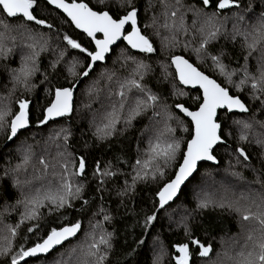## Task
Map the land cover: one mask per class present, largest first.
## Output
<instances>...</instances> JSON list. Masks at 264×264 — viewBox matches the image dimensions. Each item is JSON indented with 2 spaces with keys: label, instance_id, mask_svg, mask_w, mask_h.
I'll return each instance as SVG.
<instances>
[{
  "label": "snow or ice",
  "instance_id": "1",
  "mask_svg": "<svg viewBox=\"0 0 264 264\" xmlns=\"http://www.w3.org/2000/svg\"><path fill=\"white\" fill-rule=\"evenodd\" d=\"M0 90V264H264V0H0Z\"/></svg>",
  "mask_w": 264,
  "mask_h": 264
},
{
  "label": "trees",
  "instance_id": "2",
  "mask_svg": "<svg viewBox=\"0 0 264 264\" xmlns=\"http://www.w3.org/2000/svg\"><path fill=\"white\" fill-rule=\"evenodd\" d=\"M70 34H72L73 36H79L78 32H76V31H72ZM81 38L83 39V42L85 44H87V38H84V37H81ZM158 43H159V40L157 39V44ZM13 66H15V62H13ZM61 82H63V81H61ZM0 96H2V90H0ZM31 99H33L34 104L36 102H39L41 105L46 103L45 94L43 91V86H41L39 89H37L35 95L33 97H31ZM93 107L95 108L96 105H94ZM86 123L87 122L85 121L84 125H83L85 128H86ZM74 131H76L75 128H74ZM44 136H47V131L44 133ZM76 136H77V138L79 137L78 131H76ZM37 140H40L39 136L37 137ZM39 150L40 149L38 148L37 151H39ZM12 151H14V148H10L3 141V139L0 138V158L7 159L8 158L7 154L12 152ZM52 151L54 153L55 149H52ZM110 158H111V153H107L103 159H101L99 153L95 154L93 157H90L88 159L89 171L94 166V161L96 159H100V162L103 165L104 159H110ZM3 159H0V165L3 164ZM213 175L215 176V178L217 180L221 179L220 175H217L216 173H213ZM112 200H113V206H114V201H115L114 196H113ZM190 200H191V197L188 196L187 200L184 202H190ZM192 206L193 205L191 203H189V207H192ZM13 216H15V214H13ZM205 217L211 218V220H212V223L210 226L207 224L205 226L208 228V231L211 234V236L216 237V239L212 240L214 252L216 250L220 249V244L218 243V241H219L221 236H224V239H228L229 236H233V234H236L235 238L237 237V239L239 241L241 240V242H243L244 233L240 232V230L237 226V221H236L235 215L221 214L219 212H207V213H205ZM128 220H129V223H131V218H128ZM5 222H8V223L14 222L13 217L7 218ZM84 227H87V222H85ZM136 231H139V229H136ZM198 234L201 236L202 239H206V237L203 236V233L200 232L199 230H198ZM29 235H31V234H29ZM164 239H165V243L169 245V252L171 253V251H172L171 244L173 242H176V241H182L184 239V237H183L182 231L177 230L173 233L165 232L164 233ZM120 243H123V241L121 240ZM138 259H140L141 261L148 260V259H150V255L148 254L147 251H145L140 255V257H138ZM168 262H169V257H165L163 264H168ZM36 264H42V262L36 261Z\"/></svg>",
  "mask_w": 264,
  "mask_h": 264
},
{
  "label": "rangeland",
  "instance_id": "3",
  "mask_svg": "<svg viewBox=\"0 0 264 264\" xmlns=\"http://www.w3.org/2000/svg\"><path fill=\"white\" fill-rule=\"evenodd\" d=\"M235 239H237V237H236ZM237 240H238V239H237ZM225 241L230 243V241H228V239H225ZM240 241H241V240H240Z\"/></svg>",
  "mask_w": 264,
  "mask_h": 264
}]
</instances>
